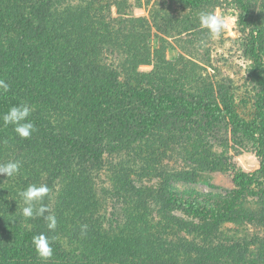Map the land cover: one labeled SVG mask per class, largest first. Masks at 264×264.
<instances>
[{"label":"rangeland","instance_id":"1","mask_svg":"<svg viewBox=\"0 0 264 264\" xmlns=\"http://www.w3.org/2000/svg\"><path fill=\"white\" fill-rule=\"evenodd\" d=\"M51 1L43 12L47 15L46 24L51 23V15L62 19L69 15L67 11L76 14L84 9L87 12L84 18L79 16L84 26L98 23L97 29L102 30L105 19L114 29L108 37L114 38L116 33L120 45L115 39L108 46L105 40L99 41L97 49L102 50L99 57L102 69L93 71L94 78L84 73L83 79L80 70L71 78L66 76L60 85L45 82L48 77L37 89L28 85L20 87L19 82L29 78L27 69L33 60L18 45L14 25L9 26L7 34L15 42L9 40L8 44L0 40V69L4 80L17 84L23 93L22 103L30 101L28 104L37 113L50 109L48 99L63 110L50 119L52 129L36 127L37 131L28 139L17 136L12 125L1 132V143L12 140L25 146L14 155L0 151L4 154L0 163L9 160L22 163L14 177L0 175V198H11L12 188L24 190L29 184H46L50 191L43 204L56 216V229L61 226L59 222L68 224L75 245L80 243L76 236L89 238L83 234V225L95 226V233L111 237L114 234L115 239L116 235L124 239L127 253L135 254L143 248L144 258L150 259L148 264H264L262 176L245 183L248 190L235 201L236 209L245 208L239 222L214 223L217 219L193 212L199 206L192 209L182 202L167 210L173 217L170 220L163 215L166 209L162 198L172 192L193 200L219 201L225 209L226 199L238 186L234 182L236 174L244 172L251 176L260 168L264 158L258 147L261 143L264 149V0H243L250 6L249 12H245L239 0H202L198 6L182 0ZM201 11L236 17V24L219 40L201 47L200 41L208 40L207 30L198 19ZM240 12L246 14L245 21L240 20ZM129 34H137L135 41L143 47V52L150 53L149 62L139 63L136 69L126 63L127 48L123 43ZM259 43L262 48L258 51ZM160 55L178 67L181 75L174 74L163 80L155 76L153 72ZM110 72L112 80L101 76ZM53 74L57 78L55 72L49 75ZM79 77L83 83L87 82L86 86L82 83L85 90L95 83L87 94L91 107L87 105L88 100H81L84 89L81 85L80 91L71 90V82ZM104 85L108 92L100 98ZM132 86L137 90L147 87L149 91L138 96L131 90ZM93 92L98 95L96 100H91ZM177 98L202 102L215 99L221 107L231 106L240 119L249 123L251 127L246 128L251 131L234 125L227 117L215 120L207 110L184 107L166 109L160 115L161 120L151 128L150 119L156 118L160 103ZM75 103L87 111L81 114V120L75 118L80 113L64 111ZM0 121L3 123L2 118ZM70 132L76 141L93 138L95 151H101L102 155L86 159L73 153L74 158H70L67 153L71 147L64 148L67 138L55 142L44 137V134L57 133L59 137L67 136ZM5 145L13 147L11 143ZM186 174L189 179L182 176ZM66 183L74 194L83 185L89 190V196H83L80 205L74 204L72 196L69 202L63 190ZM16 211L20 214V210ZM1 215L0 248H25L34 235L44 233L50 237L49 234L56 232V229H47L43 217L25 219L20 215L6 219ZM117 219L121 224L118 225ZM177 220L198 226L209 223L212 231L206 235L180 228ZM42 223L46 226L40 229ZM125 225H134V228L123 234L121 229ZM0 258H5L3 253Z\"/></svg>","mask_w":264,"mask_h":264},{"label":"trees","instance_id":"2","mask_svg":"<svg viewBox=\"0 0 264 264\" xmlns=\"http://www.w3.org/2000/svg\"><path fill=\"white\" fill-rule=\"evenodd\" d=\"M182 1L194 6H198L202 0ZM239 1H241L242 8L244 7L245 12H249L250 6L247 3H244L243 0ZM51 3V0H0V40L2 42H7L8 44L10 43V41L15 42L14 40H12V36L10 34H7V31L10 30L9 26L14 25L13 34L16 37V41L20 43L18 45L23 48L24 51H27L28 56L33 60V64L30 65V68L27 69L29 78L27 79V81L19 82L20 87H22V85H28L34 86L35 89H37L42 86V82L45 79H48V77L49 79L45 82H56L58 85H60L59 83L64 80L66 76L68 77V75H70L69 77L71 78V76L75 75L76 72H80V70L82 71L81 76L83 79L86 78L85 75L87 74L92 77L91 74L94 70H96V68L102 69L99 61L102 50L97 49L99 41L102 39L105 40L106 46H108V44L110 43H113L114 39L115 41L117 40L118 44L120 42L117 38L118 35L116 33H113L114 38L108 37V34L111 33L110 31H112L113 28H111V25L106 23L105 19L101 24L102 30L97 29L98 23H92V25L89 24L88 27H85L84 20H82L81 18L87 13L84 9H77L78 12L76 14H73L74 12L72 13L71 11H67L69 15L64 16L62 19L51 15V17H49V19L52 20L51 23L46 24L44 19L47 18V15L45 13L43 14V12L44 10L46 11V8L48 9L50 7ZM244 15L246 14L240 12V20H246V17ZM89 16H92V14L90 13ZM98 20L101 21L100 19ZM36 23H38V25H34ZM136 36L138 35H127L123 43L127 48L128 58H126V63H128L134 69L137 68L136 66L139 63H148L150 58V53L143 52V47L138 45V43L135 41ZM261 45V43L257 45L258 51L261 50ZM159 58L160 59L157 61L155 70L153 72L155 76H159L163 80L164 78L172 76L174 74H177L178 76L181 75L182 72L178 67H176L165 58H162L161 55L159 56ZM94 59H98L99 62L94 63ZM31 72H33L32 75ZM51 72L57 73V78L54 77L56 76L55 74L49 75ZM84 73L86 74L84 75ZM98 74L100 73L98 72ZM111 74L112 72H110V74L105 73L101 76H104L103 78L105 79L112 80L111 76H109ZM0 79H4L3 71L1 69ZM103 80L104 79H102V82ZM82 83L83 81L80 80V77L76 80H73L71 82V90L75 92L80 91L79 85L82 86ZM8 84L9 91L5 95L0 96L1 115L6 113L11 106L22 103L23 93L21 92V88L15 83L9 82ZM83 84L86 86L87 82H84ZM92 84V86L95 85V83L93 82ZM104 84L110 86L111 83L109 81H105ZM107 85H104L102 94H99L100 98L108 92ZM92 86H89V91L91 90ZM149 86L152 85L150 84ZM82 87L84 89L81 92V100H88L87 105L91 107V104H89L90 101L89 99H87V94L89 92L88 90H85L84 86ZM17 89L19 90L17 91ZM131 90L133 92H137L136 94L138 96H141L149 91L147 87H141L140 90H137L134 89L133 86ZM92 94L93 98L91 97V100H96L98 98V95H96L95 92H93ZM202 101L203 100L188 101L183 98H177L174 100L167 99L166 101L160 103L157 109L158 114L156 118L150 119L149 124L151 128L155 126V124L161 120L160 115L166 109H169L171 107H184L188 110H196L201 108L207 110L215 120L227 117L234 125L244 127L247 132H249V130L251 131V129H247L251 127L250 125H248L249 123H247L243 119H240L232 110L231 106L221 107L215 99H208L206 102ZM28 102L30 103V101L28 100L25 103L28 104ZM47 102L50 106V109H46V112L37 113V109L34 108L29 117L30 121L35 125V127L43 128L45 130L50 128L52 129L53 122L50 119L53 118V114L56 117V114H58L60 110H63L54 101L52 102L50 101V99H48ZM80 103H75L72 105V108L65 109L64 111H74L80 113V115L75 118L76 120H81L83 119V115L81 114L87 111L81 109ZM5 130L6 127L3 126V123L0 121V151L4 150L5 152H8L7 154L9 155L17 154L24 148L23 145L25 146V144L21 145V143H13L12 140L1 143V132ZM71 134H67V136L61 135L60 137L59 133H57L56 135L44 134V137L46 139L52 138L55 142H61L63 141V139L67 138L68 142L64 143V148L69 149L71 147V149H69V152L67 153L68 157L70 158H74L73 153L81 154L83 157H86V159H96L102 155L101 151H95L93 138L85 137L80 138L78 139V141H76L77 139L74 137V134ZM7 143H11L13 147H11V145H5ZM258 147L260 150V154L264 157L263 145H261V143H258ZM56 149L58 148L55 147V150ZM51 152H54V147L51 149ZM3 155L4 154L1 153L0 158ZM182 176L187 179L190 178L188 174ZM256 176L257 179H259L260 176L264 178V158L261 161L260 168L252 173L251 176L244 172H239L238 174H236L234 182L238 186L234 191L235 193L232 194L230 198L226 199L227 207L225 209L222 208L221 202L219 201L218 203H209L208 201L188 199L182 195L171 192L168 194V196H162L164 209H166L163 211V215L172 220L173 217L170 216L167 210L172 209L175 205L186 203L192 209L195 206H199L200 208H196V211L193 212L196 214L204 213L207 218L217 219L214 221V223H218V221L220 222V220H232L239 222L244 214L245 208L240 207L236 209L235 201L240 199L241 194H243L245 190H248L246 189L245 183H250L255 179ZM55 180L57 184L58 180L56 179V177ZM63 190L66 191L69 202H72L70 198L72 196L74 204L77 203L79 205L84 200L83 196H89L90 194L89 190L86 191L83 185L79 188L78 191H76V194L71 193L68 183L63 186ZM19 191H21L19 188H12L9 190L11 198L5 196L0 198V213H2L1 218L16 219L20 217V215H22L21 209L25 205L23 204V201L21 203V199L17 195ZM68 201L66 199V196H64L65 204H67ZM240 206H242V203ZM16 210H20V214H18ZM61 218H64V215H61ZM35 220L39 221L40 219ZM116 222L119 225L120 220L117 219ZM175 222L180 228L190 229L206 235L211 233L212 231V225L209 223L204 226H198L182 220H177ZM59 223L61 226H58L56 232L49 234L51 235L50 238H55V242L52 245L54 249V255L52 259L47 262L40 260L35 252L33 245L31 243H28L29 245H27L25 248L23 246L7 247L5 249L0 248V251H2L0 252V255L3 253L5 257L2 259L0 258V264H148V262H150L149 258H144L143 248L140 250L138 249L135 254L127 253L124 247V239L118 237V235H116L115 239L114 234L112 235V238L106 233H95V226L87 227L83 231V234L89 237L88 239H80L76 236V240H78L80 243L78 245H75L73 239L71 238V232L68 231V224L66 222ZM42 225L43 226H41L40 229L46 226L44 225V223H42ZM122 227L123 228L121 229V233L126 234V230L131 232V229L134 228V225H125ZM136 231L138 232V229ZM64 236L65 238L62 239ZM72 236L74 237V235ZM57 238L59 239L57 240Z\"/></svg>","mask_w":264,"mask_h":264},{"label":"clouds","instance_id":"3","mask_svg":"<svg viewBox=\"0 0 264 264\" xmlns=\"http://www.w3.org/2000/svg\"><path fill=\"white\" fill-rule=\"evenodd\" d=\"M199 23L202 28L207 30L208 40L200 41L201 47H207L210 41H216L221 38L223 33L230 31L236 24V17H226L217 12L201 11L198 13ZM235 35V33H232ZM9 91V84L0 79V96L5 95ZM34 110L27 103H21L11 106L6 113L2 115L3 126H13V131L21 139H28L37 131L35 125L30 121L29 117ZM22 168L19 160H9L6 163H0V175H6L7 178L17 175ZM50 189L46 184H29L26 189L17 193L25 205L21 209V214L25 219L43 217L47 222V229L55 231L57 227V218L54 214H50V210L43 204L44 198L49 194ZM39 205V206H38ZM46 213H49L46 215ZM87 225L82 226V231ZM55 238L48 237L44 233L36 234L32 237L31 243L35 249L38 258L44 262L52 259L54 249L52 247Z\"/></svg>","mask_w":264,"mask_h":264}]
</instances>
